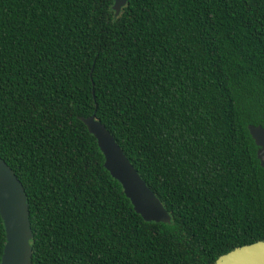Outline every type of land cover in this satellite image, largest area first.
<instances>
[{
  "label": "trees",
  "instance_id": "trees-1",
  "mask_svg": "<svg viewBox=\"0 0 264 264\" xmlns=\"http://www.w3.org/2000/svg\"><path fill=\"white\" fill-rule=\"evenodd\" d=\"M0 0V158L32 264H214L264 241V0ZM171 215L147 222L80 120ZM0 217V262L5 246Z\"/></svg>",
  "mask_w": 264,
  "mask_h": 264
},
{
  "label": "water",
  "instance_id": "water-1",
  "mask_svg": "<svg viewBox=\"0 0 264 264\" xmlns=\"http://www.w3.org/2000/svg\"><path fill=\"white\" fill-rule=\"evenodd\" d=\"M128 0H115L112 7L121 11ZM88 132L97 140L105 157L104 167L117 180L133 211L143 220L171 223V215L130 162L110 131L93 114L81 117ZM249 133L258 147L257 158L264 168V127L249 125ZM22 184L6 162L0 158V217L5 227V246L0 264H32L34 238L30 208ZM214 264H264V241L235 248L220 256Z\"/></svg>",
  "mask_w": 264,
  "mask_h": 264
}]
</instances>
